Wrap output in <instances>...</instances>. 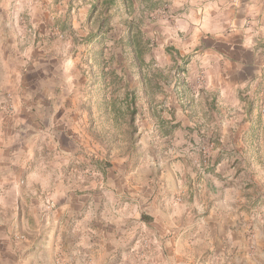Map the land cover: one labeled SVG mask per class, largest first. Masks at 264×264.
Here are the masks:
<instances>
[{
    "label": "crops",
    "instance_id": "1",
    "mask_svg": "<svg viewBox=\"0 0 264 264\" xmlns=\"http://www.w3.org/2000/svg\"><path fill=\"white\" fill-rule=\"evenodd\" d=\"M88 1L0 0V260L260 264L264 0H135L145 59L175 80L169 101H141L138 157L126 142L106 157L88 131L85 64L106 36L85 38L103 15L115 32V5L89 17ZM166 49L187 62L181 76ZM160 122L180 127L164 135Z\"/></svg>",
    "mask_w": 264,
    "mask_h": 264
},
{
    "label": "trees",
    "instance_id": "2",
    "mask_svg": "<svg viewBox=\"0 0 264 264\" xmlns=\"http://www.w3.org/2000/svg\"><path fill=\"white\" fill-rule=\"evenodd\" d=\"M138 1L145 2L149 10L154 7L151 0ZM134 2L135 0H97L90 5L89 17L96 11V6H104V11H107L109 6L117 5L115 6L117 8L120 5L118 3H122L124 10L128 11L129 14L131 12L135 13L136 9H141V13L143 12L144 15V8L140 6L136 8ZM110 21L111 16L103 15L97 29L91 31L85 38V43H90L91 41L95 42L103 35L106 36L102 47L93 52V62L97 65L98 71L94 69V63L86 62L85 64L88 73L87 86L89 93L92 92L90 90L100 79V87L95 90L97 93L96 104L102 108L105 115L111 117L115 124L122 127L121 133L125 137L127 153L138 157L140 156L136 150L140 137L138 121L144 114V106L140 102L139 94L142 92L146 96L145 101L150 100L152 102L153 96L157 93H163L165 86L170 84L171 74L164 72L159 67L150 68L148 66L145 55L148 52L150 42L143 31L144 23L141 25L140 21L133 16L131 20L124 21L118 31L115 26L114 32ZM107 39L113 45L111 50L105 52L108 47ZM99 43L100 41L97 42V45ZM165 52L171 57L173 71L176 75L181 76L187 62L182 60L179 63L170 50L166 49ZM131 81L137 82L133 88L129 87ZM106 90H109V96L101 95V97H98V92H107ZM120 90H122V93L118 94ZM91 99L92 97L89 94L88 102L82 104V108L86 111L88 117V131L103 148L107 157L112 145L108 141L109 139L107 140L106 135H102L93 128L94 118L92 106L90 105ZM163 111L165 110H155L154 114L160 115ZM163 126L164 123L160 122L159 127L162 128V133L169 135L176 131L180 124L168 123L166 128H163ZM108 165L106 162V166Z\"/></svg>",
    "mask_w": 264,
    "mask_h": 264
},
{
    "label": "rangeland",
    "instance_id": "3",
    "mask_svg": "<svg viewBox=\"0 0 264 264\" xmlns=\"http://www.w3.org/2000/svg\"><path fill=\"white\" fill-rule=\"evenodd\" d=\"M97 0H91V1H88L86 2L84 5L82 6H90L91 4L95 3ZM82 2V1H81ZM77 3V2H76ZM78 4V3H77ZM120 4L119 6H123L122 3H118ZM79 6H81L80 4H78ZM117 6V5H115ZM133 16H135V18L140 21V24L142 25L144 23V15H143V12L141 13V9H136L135 13L131 12L129 14L128 11L126 10H119L115 7V26H116V30L118 31L120 28H121V25H123V22L124 21H129L131 20V18H133ZM141 18H140V17ZM147 61V64L150 68H154V67H159L161 68L164 72H167V69L166 67H161L159 66V64H161V62L163 63L164 61L160 58H157V59H146ZM173 81L175 80H171L170 78V84L168 86H165V89L166 87L169 89L170 86L173 87ZM124 82H125V79H124ZM137 82L136 81H131L129 82V85H131V87H133ZM167 89V90H168ZM107 92H98V97H101V95H104L105 97L109 96L108 95V92L109 90H106ZM122 93V90L118 91V94H121ZM172 92L170 90L168 91H164L163 93H157L153 96V101H155L156 103H159L161 100H163V96H165V94H167V96H165V100H168L170 99V94ZM90 94V97H92L93 100H97V93L96 91H92L89 93ZM113 94V92H112ZM141 101H144L146 96L145 94H143L142 92L139 94ZM150 99V98H149ZM92 110H93V118H94V128L97 132L101 133L102 135H106L107 137V140L110 141V144L114 145L115 148L117 147H123L124 146V143H125V137L124 135L121 133L122 131V127L120 125H117L115 124V122L111 119V117H108L107 115H105L102 111V108L99 107L98 104H95L93 107H92ZM164 118H168L169 116V113H163L162 114ZM116 139V140H115ZM201 147H204V146H201ZM200 147V148H201ZM199 148V149H200ZM202 153V152H201ZM250 206H253V207H256V208H259V207H262L264 206V203H261V204H256V205H250ZM259 223H256L257 227L256 228V237L258 235V239H260V243H259V248L260 249H264V216H262V218L260 220H258ZM253 234H249V236H251ZM13 236H12V239L11 241L13 240ZM110 238V237H109ZM108 238H106V242H107ZM110 241V240H109ZM102 245V243L100 244L99 242H95V245ZM124 244H126L124 242ZM94 245V248H100L95 246ZM103 245H107V243L103 244ZM110 246H113V244H111ZM7 248V247H6ZM105 248V246L103 247ZM2 249H4V251L6 250L5 247H3ZM8 250V249H7ZM112 250V249H110ZM126 251L124 252H118L116 253L115 252V259L111 258L110 261H107L105 264H131V263H128V260L126 259V256L127 254H125ZM112 254H110L109 256H111ZM120 255V256H119ZM211 253L209 252L207 255H202L196 262H193L194 264H232V263H229L228 260L226 259L225 261H222V262H219V261H214L213 258L211 257ZM2 260H0V264H24L23 262L19 261L18 259V256L17 255H14L12 252H8V251H5L3 253V256L1 257ZM43 261V264H48L44 259L42 260ZM191 263V264H193ZM133 264V263H132ZM137 264H141V263H137ZM260 264H264V261H260Z\"/></svg>",
    "mask_w": 264,
    "mask_h": 264
},
{
    "label": "built area",
    "instance_id": "4",
    "mask_svg": "<svg viewBox=\"0 0 264 264\" xmlns=\"http://www.w3.org/2000/svg\"><path fill=\"white\" fill-rule=\"evenodd\" d=\"M200 151H201V152L204 154V156H205V155L208 154V147H206V146L201 147V148H200Z\"/></svg>",
    "mask_w": 264,
    "mask_h": 264
}]
</instances>
